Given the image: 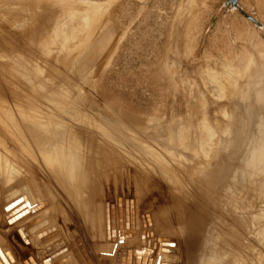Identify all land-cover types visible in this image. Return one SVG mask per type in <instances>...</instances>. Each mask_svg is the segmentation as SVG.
<instances>
[{
  "label": "rangeland",
  "instance_id": "obj_1",
  "mask_svg": "<svg viewBox=\"0 0 264 264\" xmlns=\"http://www.w3.org/2000/svg\"><path fill=\"white\" fill-rule=\"evenodd\" d=\"M226 2L0 0V108L20 110L30 124L42 118L40 108L72 107L76 116L51 128L59 137L75 130L91 152L80 164L87 182L79 191L54 171L55 158L49 165L11 129L0 132L6 264V252L17 264H43L42 240L55 231L73 264H119L103 248L112 238L104 235V206L117 207L111 222L123 230L128 200L136 202L130 230L138 236L117 244L122 257L131 252L125 264L142 259L138 248L142 264H264V30ZM239 6L264 24V0ZM221 146L243 160L237 184L215 166ZM247 157L254 172L242 179ZM11 188L25 191L27 204L32 193L45 194L47 206L12 218L20 199ZM162 237L173 245L165 256Z\"/></svg>",
  "mask_w": 264,
  "mask_h": 264
},
{
  "label": "bare ground",
  "instance_id": "obj_2",
  "mask_svg": "<svg viewBox=\"0 0 264 264\" xmlns=\"http://www.w3.org/2000/svg\"><path fill=\"white\" fill-rule=\"evenodd\" d=\"M82 108H83L82 110L84 112H86V108L85 107H82ZM38 112H40L42 114V118L41 119H38V118H33L32 119L31 118L32 121L30 122V124H26V123H23V121L21 119H19L20 113H21L20 110H19L18 116H15L14 115V113H15L14 111H10V109H7V108H0V132L4 129L5 131L8 132L7 135H10L11 133L8 131V128L11 129L15 133V135H17L22 140V143H24L26 152L30 153L29 149H32L31 153H32V155L34 157L37 156L36 153L37 154H39V153L42 154V156H44L47 159L49 165L53 163L52 162V159L55 158V164H54V168H53L54 171L57 172L59 175L64 174V177L63 178L65 179V182L71 184L72 186H75L76 188L78 187L79 191H81V188L83 187L84 182H87V177L83 173V171L85 169H83L82 168V165H80V164H83L82 163V159L85 160L86 153L89 152V149H87V147H86V151L85 150H84V152L82 151V147L83 146L78 144L79 140L76 137H78L79 135H78V132H76L75 130L71 131L70 136L67 135V134H63L62 135L63 137L62 136L59 137L57 135V133H59V131L57 129L51 128V125H50V122H52V123L54 121L64 122V121H66V119H72V118H74V116H76V115L73 114V113L76 112V111H74V109L72 107H70V108H67V107H59L58 109H47V108L46 109H43V108H40L38 110ZM56 115H58L59 118H57ZM82 121H84V120H81L79 118L74 119L73 127L76 128V126L79 124V122L81 123ZM106 121L109 122L108 119H106ZM106 121L104 120V122H106ZM66 123H68V122H66ZM76 129L79 132H82V129H78V127ZM107 130H108V128H107ZM99 132H101V131H97L98 134H99ZM100 134H102V132ZM103 136L104 137L105 136L108 137L109 136V131H107L106 134L104 133ZM235 137H237V136H235ZM0 140H1V138H0ZM106 140L108 142V139H106ZM223 142L224 141L222 140V143ZM120 145H121V148H122L125 145V141H122L120 143ZM237 150L234 151L233 153H230L229 152L230 154H226L225 148H222V146H221V150H219L218 155H217V158H215L216 159L215 166L216 167H220L219 169H223L226 172V175H230L231 176V180L233 179V181H232L233 184H237V181H239L238 174L236 173L237 166H240L241 167L243 165V164H241L243 160L241 161V158H240V155H239L240 153H236ZM89 153H91V152H89ZM245 160H247V161H245ZM245 160H244L245 163L250 161L248 164H251V162H252L251 160H249L248 157L245 158ZM230 161H231V163L234 164V165L232 164L233 166L231 165ZM227 163H230L231 166H228L229 168L226 169V167H227L226 164ZM44 164H45V162H44ZM46 165H48V164L46 163ZM227 165H229V164H227ZM246 165H247V163L244 165L245 168H246ZM251 166H255V164L254 165L253 164L252 165H247V169L248 170L249 169H252ZM253 172H254V169H253V171L249 170L248 175L247 174L245 175L243 173V171L241 170V171H239V174H240V177L242 179H243L244 176H247V177L249 176V178H251ZM8 177L9 176H7V179L9 180ZM226 179L227 178H225V180ZM8 180H5L6 181L5 182V181H3L1 179V182H3V185L4 186L6 184L9 185L11 183L8 184V182H9ZM219 185L221 186L222 184H219ZM45 186H46V184L44 183L43 188H45ZM78 189H76L75 191H77ZM10 190L12 191V194L17 199L19 198L21 200V202H19L14 208L11 209V210H14V212H15L14 213L15 215L12 218H15V217L19 216V214H21V213L16 212V211L19 208L23 207V205L25 206L24 209L27 210V212L29 210V212H32V213L38 212L40 210V208H43V206L46 205V201H45L46 196L43 193L40 194V195H34V193H32L31 195L33 197V202H28L29 204H27L26 201L23 200L25 198V196H26L25 191L19 192V190H16V189L13 191L12 188ZM47 195H49V193H47ZM47 197H50V196H47ZM25 199H27V198H25ZM57 199L55 200V203L56 204H58L61 201V196L59 195ZM80 201H82V198L80 199ZM135 203H136L135 201L134 202H131V200H128L127 202H124L123 203V205L125 207V210L128 213V215H127V217H128L127 221H123L124 222V224H123V226H124L123 227V230L122 229H117L115 227V225H113L112 222H111V221H113L112 216L113 215H116L117 216V207L116 206L115 207L112 206L111 207V211H110V208L109 207L111 206L110 205L111 203H109V204L107 203V205L105 203V206H104L105 207L104 225H105V232H106V233L104 232L105 233L104 235H106L105 236L106 238H108V236H109L110 238L112 237V238H115V239L114 240H112V238L111 239H109V238L106 239V240H110V241H107L106 244L104 243L105 246L103 248H104L105 252L108 253V254H111V253L114 252V254H113L114 255V257H113L114 258V261L115 260L118 261L119 264H121V262L125 264V261H126L125 258H127V257H128V260H130L129 259V257H130L129 255H130L131 252L128 251V249H126V247H125L126 253L122 257V254L119 253V251L121 252V250H123V249L120 248V250H119L117 247L120 246V245H117V244H119L121 242V240H125V242L127 243V240H129V239H131V237H134L135 235H137V234H135V231L134 230H130L131 228H134L135 230H137V225H138L137 218H136V214H135V211H136V205H135ZM107 207H108L109 211L107 210ZM24 216H22V217H24ZM110 217H111V219H109ZM96 218H94V219H96ZM128 220H129V222H128ZM94 222H95V224L97 223V221H95V220H94ZM107 224H108L109 230L111 231L112 234H110L108 232ZM99 226H100V224H99ZM138 230H139V228H138ZM57 232L55 231L52 234H47L46 235L47 237L45 236L46 238H44L42 240L43 242L45 241L44 243L47 242L46 244L48 246L45 247V251L47 253H49V255L47 254V257L48 258L46 257V259L44 260L43 264H73V260L74 259L73 260H65V258H68L70 256L69 255V247H68L69 245H66V243L62 239V237H59L60 235H58V234H60V233H57ZM54 237H57V239H53ZM51 239H52V241H50ZM132 239H131V241H132ZM159 240H160V245H161L160 249L158 248L159 249V253H160L159 255H162L161 253H163L164 256L167 253L169 254L170 251H171V249H172L171 246H173L172 243H171V246H170V243L168 242V240L164 239L163 237L160 238ZM48 241L51 242L50 245H49L50 242H48ZM136 241H137V239H136ZM212 241H213L212 239L207 241L209 244L207 243L208 246L206 247V249H208V248L213 249L214 244H213ZM170 242H173V241H170ZM141 245H143V244L141 243ZM135 249H137V248H135ZM138 249H140V251H138L137 254L142 255V259L139 258L137 260V258H136L135 259L136 260V264H142V261H144L146 263L147 256H145L146 253H144V248H138ZM60 255L61 256H64L62 258V261L55 262L54 260H58V259H54V257H58V256L60 257ZM189 256H190V254H189ZM71 259H72V257H71ZM210 259H212V258H210ZM210 259H209V263L211 261ZM5 261L6 260L3 259L2 255H1V251H0V264H6ZM214 261H216V260H214ZM234 261H236V260L234 259ZM216 262H218V261H216ZM154 263H155V261H154ZM23 264H36V262L35 261L34 262H30V261L26 260L25 262L23 261ZM159 264H174V263L171 262V261L159 260Z\"/></svg>",
  "mask_w": 264,
  "mask_h": 264
},
{
  "label": "water",
  "instance_id": "obj_3",
  "mask_svg": "<svg viewBox=\"0 0 264 264\" xmlns=\"http://www.w3.org/2000/svg\"><path fill=\"white\" fill-rule=\"evenodd\" d=\"M239 1L240 0H227L226 5L230 7L231 10L239 9L247 18H249L254 24H256L257 27H259L261 30H264V24L259 22V20L249 14H247L242 7L239 6ZM264 38V37H263ZM21 202V200H20ZM25 206L19 208L16 212H19V217H22V214H26L27 210L24 209ZM24 209V210H23ZM22 210V211H21ZM21 211V212H20Z\"/></svg>",
  "mask_w": 264,
  "mask_h": 264
},
{
  "label": "crops",
  "instance_id": "obj_4",
  "mask_svg": "<svg viewBox=\"0 0 264 264\" xmlns=\"http://www.w3.org/2000/svg\"><path fill=\"white\" fill-rule=\"evenodd\" d=\"M34 220V219H33ZM33 220H31V221H29L28 222V224L30 223V222H32ZM27 224V227L29 226ZM68 250V249H67ZM2 252H3V250H2ZM2 252H1V254H2ZM67 252V251H66ZM6 256H7V259H8V264H17L16 262H14V260L11 258V256H10V254H8L7 252H6ZM24 260V259H23ZM23 260H21V264H23ZM72 260H73V258H72ZM73 262H74V260H73ZM89 263L88 264H94V262H92V261H88ZM37 264V263H36Z\"/></svg>",
  "mask_w": 264,
  "mask_h": 264
}]
</instances>
